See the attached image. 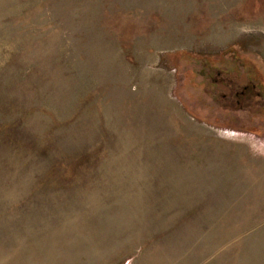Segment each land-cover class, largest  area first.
Wrapping results in <instances>:
<instances>
[{
  "label": "rangeland",
  "instance_id": "rangeland-1",
  "mask_svg": "<svg viewBox=\"0 0 264 264\" xmlns=\"http://www.w3.org/2000/svg\"><path fill=\"white\" fill-rule=\"evenodd\" d=\"M0 264H264V0H0Z\"/></svg>",
  "mask_w": 264,
  "mask_h": 264
}]
</instances>
